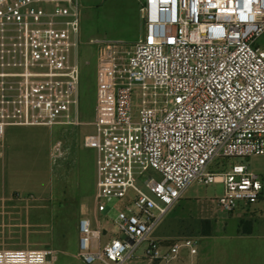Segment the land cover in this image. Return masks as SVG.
I'll return each instance as SVG.
<instances>
[{
	"label": "built area",
	"instance_id": "obj_1",
	"mask_svg": "<svg viewBox=\"0 0 264 264\" xmlns=\"http://www.w3.org/2000/svg\"><path fill=\"white\" fill-rule=\"evenodd\" d=\"M144 36L96 45L94 221L79 222L83 264H197L194 238L156 229L194 182L220 183L230 214L264 183L242 164L264 155V0H144ZM78 0H0V147L8 127L77 118ZM116 216L102 219L109 205ZM111 223L115 231L102 226ZM0 264H51L43 249H0Z\"/></svg>",
	"mask_w": 264,
	"mask_h": 264
},
{
	"label": "rangeland",
	"instance_id": "obj_2",
	"mask_svg": "<svg viewBox=\"0 0 264 264\" xmlns=\"http://www.w3.org/2000/svg\"><path fill=\"white\" fill-rule=\"evenodd\" d=\"M78 1L81 35L74 55L80 66L77 118L73 124L60 128H13L16 134H8L10 148L3 166L0 148V249H43L51 264H83L78 258L79 222L82 218L94 221L97 216L95 152L84 146L86 137L94 132L95 44L106 41L131 45L144 36V0ZM258 43L264 46V36ZM234 164L245 165L264 183V155L217 159L212 170L225 173ZM223 193L220 183L194 182L185 192L186 200L163 218L155 236L201 241L202 236L210 233L216 218L227 217L215 203ZM115 205L108 206L100 215L102 219L116 216ZM247 212L251 215L245 224L257 219L264 221V195ZM102 223L115 231L111 223Z\"/></svg>",
	"mask_w": 264,
	"mask_h": 264
},
{
	"label": "crops",
	"instance_id": "obj_3",
	"mask_svg": "<svg viewBox=\"0 0 264 264\" xmlns=\"http://www.w3.org/2000/svg\"><path fill=\"white\" fill-rule=\"evenodd\" d=\"M13 128L30 127L6 129L5 140L1 146L2 166L8 155L7 150L10 148L8 134H16ZM184 200H186L185 193L180 202ZM247 209L248 207H241L227 214L226 218L214 220L210 233L202 236L201 241H198L197 264H264V221L257 219L255 222L245 224L248 222L245 221L247 216L251 215ZM258 211H261L259 207ZM248 229L250 232H246Z\"/></svg>",
	"mask_w": 264,
	"mask_h": 264
},
{
	"label": "trees",
	"instance_id": "obj_4",
	"mask_svg": "<svg viewBox=\"0 0 264 264\" xmlns=\"http://www.w3.org/2000/svg\"><path fill=\"white\" fill-rule=\"evenodd\" d=\"M264 195V194H263ZM263 197V196H262ZM246 232H250V230L248 229V230H246Z\"/></svg>",
	"mask_w": 264,
	"mask_h": 264
}]
</instances>
